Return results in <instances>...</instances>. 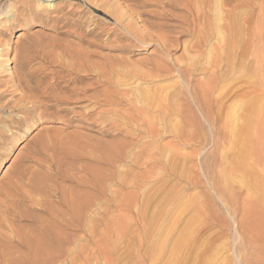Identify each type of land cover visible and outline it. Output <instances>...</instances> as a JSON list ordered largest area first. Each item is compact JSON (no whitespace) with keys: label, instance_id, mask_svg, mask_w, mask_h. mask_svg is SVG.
<instances>
[{"label":"rangeland","instance_id":"1","mask_svg":"<svg viewBox=\"0 0 264 264\" xmlns=\"http://www.w3.org/2000/svg\"><path fill=\"white\" fill-rule=\"evenodd\" d=\"M249 2L252 10L251 8L244 11L240 9L233 12L234 17L240 21L242 29L240 41L250 42L246 55L241 57L237 42L234 43L229 34L227 40L229 53H231L230 49L233 44L236 45L233 46L235 63L237 65L241 63L242 67L237 72L238 74L236 73L235 82L224 80L225 83L220 84L221 93L218 95L222 96L221 104L218 106L219 102L213 105L211 107L213 110L210 109L208 114L209 110L207 111L204 105L197 104L198 100L189 94L186 83L177 78L176 68L173 65L175 60L183 59L182 62L179 61V65L183 66L186 63L187 55L191 56L193 53L187 54L182 47L169 48V54L161 53V49H158L153 41L145 45L129 38L128 32L122 26L127 24L128 14L136 9V5L132 1L0 0V200H4L5 190L14 194L15 188L21 187L20 189H22L32 177V173L39 171L38 164L46 166V161L53 164L60 162L65 169L69 166V162L73 161L76 156L82 157V154L84 155L89 148L103 150L108 146L109 150L116 146V138L114 140L111 137L113 132L108 131L109 126L105 127L106 124L103 125L92 119L96 118V113L103 109L97 110V107H94L92 103L93 106H89L87 110L81 108L75 110V114L61 118L39 115V110L32 113V116H28L26 113H22V109L15 107V104L19 102L20 95H24L14 87L17 76L30 75V85L35 87V95L39 96L40 94L37 92L40 89L46 86L49 87L48 92L53 89L49 83L52 82L51 78L55 68L63 71L61 70L64 69L62 65L65 63L72 64L78 58L80 60L88 57L89 61H91L89 58L92 59L91 62H99L97 66H101V68H103L102 65L109 67L114 64V66L112 65L114 68H118L120 65L119 68L124 69L123 72H127V75L117 76L116 78H121V76L122 78L117 80L114 78V82L128 84L125 89L132 91L127 95L129 98V95L134 97L133 90L137 86L138 88L146 87L144 89L151 91L161 89L160 93L163 94L158 95L161 98L164 97V92H166L165 99L170 98L174 92L177 93L178 96L172 100L171 104L182 109H179L180 112L178 111L180 114L170 110L169 116H171L167 119L160 117L155 112L156 115L154 113L147 114L150 117L154 114L151 119L158 132L155 133L156 136L142 137L141 143L136 146L135 151L144 148L147 150L146 152H149L153 159L146 162L149 164L148 166L139 165L140 168L137 167V170L134 166H120L112 169L108 166L87 164L93 165V168L91 167L93 170H100L105 175L107 174L104 179L108 177L110 179L105 180L108 203V205L106 203L108 208L105 206V209L108 216L104 223L107 225L96 227L92 231V233L94 232L92 239L88 242L85 241L87 244L84 241L80 242L79 245L83 248L78 252L75 264H152L149 257L148 260L141 257L143 251L147 249L145 243L141 244L140 236L143 228L140 218L142 219L144 215L149 217L160 209L165 210V213L168 212V214L177 215L176 213H178L180 219L183 220L182 225L188 219L193 221L192 228L196 229L197 233L193 235L192 245L196 246V249L186 259L189 264H198L200 257L209 250L212 251L213 257L216 256L214 259L217 264H264V237L261 235L257 240L252 238L253 234H249V238L252 240L250 245L247 242V232L241 227L244 225L242 209H245L249 203V194L244 187L236 183L227 187L222 175L224 169L234 158V151L227 144L229 143L227 140L228 129L223 128L228 107H232L236 97L238 99L236 105H240L239 97L241 98L245 92H253V95H256L254 96L255 103L260 101L259 103L262 104L264 99V12L263 14L259 13L260 0H249ZM12 5H14L13 8ZM240 5L244 6L245 4L241 3ZM126 12H128L127 15ZM120 14L121 16H119ZM247 16H251L250 23L244 24L243 20ZM116 17H121L120 20L123 22L116 23ZM136 18H132V25L138 21ZM222 19L221 24L228 25V18L223 16ZM140 25L138 23L137 26ZM150 31L154 32L156 29ZM172 36L175 37L177 34ZM180 41L189 43L186 37ZM193 41L194 39L190 42ZM214 47L219 52L224 51L226 42L214 41ZM209 48L206 49V52ZM5 59L9 61L4 63ZM70 60L71 62H69ZM223 64L225 63L222 62ZM115 65L118 66L115 67ZM155 66H165V71L163 70L165 73L163 71L157 73L158 70L155 69ZM224 66L222 67L224 68ZM151 70L156 72L153 73ZM131 72H141L140 74H145L147 77H144L143 81V77L139 74L141 77L135 79L131 77L134 74ZM131 78L134 79L132 82ZM66 79L67 77L58 79L60 86L65 85L64 80ZM151 84L153 86L158 84L159 88L155 85L154 89L153 86L150 87ZM232 84L235 86L233 87ZM133 85L134 88H131ZM229 85L232 86V89ZM162 86L163 88L165 86L164 90L160 88ZM173 87L174 90L170 91ZM180 88H183L182 92ZM224 88L225 90H223ZM230 89L233 95L231 92L229 95ZM252 101L251 103H253ZM44 103L45 105L51 104L47 100H44ZM27 107L29 106L25 105V108ZM173 113L178 114L179 117L174 116ZM155 116L159 118L156 119ZM176 121L181 124L179 125ZM262 122L264 123V120L260 125L263 124ZM261 127L264 128V124ZM261 132L263 135L264 129ZM261 134L257 135L261 136ZM261 137L259 138L263 140L264 136ZM142 141H146L145 144ZM263 142L262 144H264ZM261 148L264 150L263 145ZM39 150L40 155H37ZM33 156H35L34 159ZM128 169L130 170L128 171ZM114 173L115 175H112ZM123 174H126L127 177ZM259 177H262L261 173ZM132 181L134 182L131 183ZM9 184L11 185L9 186ZM166 195L170 196L169 201H166ZM159 200L161 204L164 201V207L159 206ZM244 201L248 202L245 204ZM143 210L145 211L143 212ZM94 215H92L94 221L100 218V214L94 213ZM121 230L124 232V237L115 243ZM114 245L115 247H112ZM155 264H163V262L158 261Z\"/></svg>","mask_w":264,"mask_h":264},{"label":"bare ground","instance_id":"2","mask_svg":"<svg viewBox=\"0 0 264 264\" xmlns=\"http://www.w3.org/2000/svg\"><path fill=\"white\" fill-rule=\"evenodd\" d=\"M130 1L136 5V9L130 12L128 17L126 16L128 12H126L125 16L128 22L126 21L127 24L122 26L123 29L128 32L129 38L145 45L153 41L157 45V48L161 49V53H168V49L172 47H182L187 54L193 53L191 56L190 54L187 55L188 57H186L185 60L186 63L183 66L179 65L183 59L181 61L178 59L174 61L173 65L176 68L174 69L177 72V78L186 83L189 94L194 99L198 100L197 104L204 105L206 110H209L208 114L210 113V109L211 111L213 110L211 108L213 105L220 102L218 104V106H220L222 101H220L222 96L220 97L218 95L221 93L220 84L224 82V80H232L235 82L236 73L242 67L241 63L239 65L235 63V53L233 49L236 45L234 46L233 44L234 47L230 45L232 46L230 49L231 53H229L227 49L228 34L233 38L234 43L237 42L241 57L246 55L247 48L249 47L250 42L240 41L242 29L240 21L238 18L234 17L235 14L233 13L235 10L240 9L244 11L251 8L252 10L249 0ZM241 3L245 5L242 6L240 5ZM13 6L14 5H12V8ZM258 8L260 10L259 13L263 14L264 0H260V6H258ZM119 16H121V14ZM223 16L228 18V25L226 23L221 24ZM133 17H137L136 19L138 21L132 25ZM120 19L121 17H116L115 22L120 24L123 22ZM250 19L251 16H247L243 20L244 24H249ZM138 23L141 25L137 26ZM153 29H156V31L151 32L150 30ZM173 34H177V36L173 37ZM183 37L188 38L190 44L185 41L181 42L180 40ZM192 39H194V41L190 42ZM217 40L226 42V49L224 51L219 52L215 50L214 41ZM208 47L210 48L208 52H206ZM89 59L92 61L91 58ZM77 60H75V62L73 61L72 64L65 63L64 65L66 66L61 64L62 68H64L61 69L63 71L56 70L55 68L51 78L52 82H50L51 84L49 83L50 86L52 85L51 87H53V89L48 92L47 90L49 87L46 86L48 88H42L37 92L40 94L39 96H36L37 94L35 95V87L30 85V75L25 74L24 76H17L14 87L15 89H19L24 95H20L19 102L15 104V107L22 109V113H26L28 116H32V113L39 110V115L61 118L73 114L75 110L81 108L87 110V108L93 104L94 107H97V110L103 109L96 113V118L92 119L95 120V122L99 121L103 125L106 124L105 127L109 126L108 131L113 132L111 137L113 139L116 138V140H114L117 144L109 150L107 149L108 146L103 150L89 148L84 155L82 154V157L78 158L79 156H76L74 160L72 159L73 161L69 162V166L65 169L60 162L58 164H53L45 160L47 165L38 164L39 171L34 174L32 173V177L22 189H20L21 187L15 188V190H13L14 194H10L12 192L5 190L3 193L4 200H0V264H75L78 252L83 248L79 245L80 242L90 241L94 233H92V231L96 227L98 228V226L103 227V225L106 224L104 223L106 216H108L106 215L107 210L105 209V206L107 207L108 205L105 180L108 181L110 179L109 177L107 178L108 180L104 179L107 174L105 175L99 169V171L93 170L92 166L103 165L112 169L120 166H134V168H140L142 165L148 166L149 164H146V162L152 161L153 157H150L146 149L143 148L135 151V148L141 143L142 137H146L147 135L153 136L158 132L155 129L151 117L157 113L160 117L167 119L171 116H169L171 111L178 112L179 109H182L180 107L176 108L171 104V102H173L172 100L176 99L175 97L178 96L177 93L174 92V94L171 95L170 93L172 92H170L169 95L171 96L168 99H165L166 92H164L163 98L158 96L161 94V89L155 88L156 86L159 88V85H161L160 83L159 85L155 84V87L152 84L151 86L149 85L150 87L153 86L155 89L152 91L144 89L146 87L138 88L137 86V88L134 89L135 91L133 90L135 93L134 97L132 98L131 95H129V98L127 95L132 93V91L125 89L128 84L124 85L117 81L114 82V78L117 76L119 77L122 74L127 75V72H123L124 69L119 68L120 65H115V67L118 66V68H114V64L109 67L102 65L103 68H101V66H97L99 62H91L88 60V57ZM8 61V59H5L4 63ZM69 62H71V60ZM222 62L225 63L223 64L225 65L224 68L222 67ZM165 68V66H155V69L158 70L157 73L163 71ZM125 71L127 70L125 69ZM154 72L156 71L154 70ZM63 73L64 75H62ZM140 73L141 72H131V74H133L131 77L136 79L141 75L144 81V77L147 76ZM65 77H67V79L64 80L65 85L60 86L58 79H63ZM121 78H116V80ZM133 78H131V82ZM90 81L92 82L90 83ZM232 86H230L231 89ZM177 87L176 90L179 88ZM99 88L102 89L98 90ZM131 88H134V85ZM160 88H163V86ZM164 89L165 86L163 90ZM231 89L228 91L229 95L230 92L232 93L231 95H233ZM173 90L174 87L170 91ZM223 90H225V88ZM92 92L94 93L92 94ZM254 96L256 95H253V92H245L244 95L242 94L241 98L239 97V99H241L240 105H236V101H238L236 97L234 103L231 105L232 107H228L223 125V128L228 129L227 140H229V143L227 144L234 151V158L228 164V167L224 169L222 175L227 187L236 183L244 187L249 194V203L246 205L245 209H242V215L244 214V217L242 216L244 218L242 222L244 221V225H241V227L247 232L244 233L248 235V237L247 235L246 237L250 245L252 240L249 238V234H253L254 237L252 238L257 240L260 239L261 235L264 237V150L261 148L262 145L264 146V144H262L264 139H261V136H264V134H261L263 133L261 130L264 129L261 126L264 123L262 122L263 124L260 125L261 121L264 120V99L261 97L263 99L262 104L259 103L260 101L255 103L254 100L256 98ZM44 100L51 102V104L45 105ZM251 101L253 103H251ZM82 104H84V106H81ZM181 104H178V106H181ZM25 105L29 107L25 108ZM162 109H164V111H162ZM165 111H167L168 115ZM199 111H201V109ZM150 113L154 114L151 117L150 115L147 116V114ZM183 113L184 112H182V114ZM173 114L174 116L176 115L175 113ZM184 114L186 115V113ZM155 118L158 119L159 117L155 116ZM184 121H186L185 118ZM179 122L178 124L180 125L181 123ZM188 122L190 121L188 120ZM160 124L162 123L160 122ZM174 124L176 125V123ZM168 127L171 128L172 125ZM106 132H104L105 135ZM258 133L261 134V136H258ZM143 142L144 141H142V143ZM71 152H69L70 155ZM37 155H40V150ZM34 157L35 156H33V159ZM33 159L31 158V160ZM129 170L130 169H128V171ZM115 173L112 175H115ZM260 173L262 177H259ZM123 176H126V174H123ZM133 176L135 177L136 175ZM133 180L135 181V179ZM10 185L11 184H9V186ZM145 189L143 188V190ZM169 197V195H166V201L170 200ZM247 202H245V204ZM163 204H165L164 201H162V204L160 201L159 206H163ZM144 211L145 210H143V212ZM94 213L100 214V218L95 221L92 218ZM176 214L177 215L168 214V212L165 213V210L160 209L159 211L156 210V212L152 213L149 217L145 215L142 219L139 217L141 220L140 224L143 228L140 236L142 240L141 244L145 243L147 249L141 254L143 259L147 258L148 260L149 257L152 264L158 261H162L163 264H189L186 259L196 249V246L192 245V239L194 237L193 235L197 233L195 232L197 230L192 228L194 224L192 220L189 221L188 219V221L186 223L184 221L182 225L183 220L180 219L178 213ZM123 237L124 232L121 230V232L118 233L115 243L123 239ZM86 242L85 244H87ZM112 247H115V245ZM211 253L212 251L209 250V252L201 256L198 264H217L215 260L216 256L213 257L214 255Z\"/></svg>","mask_w":264,"mask_h":264}]
</instances>
